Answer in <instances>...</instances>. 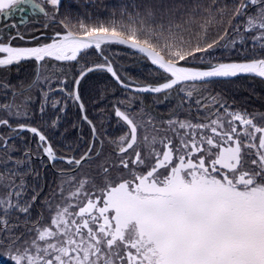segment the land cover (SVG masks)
<instances>
[{
    "label": "snow or ice",
    "instance_id": "1",
    "mask_svg": "<svg viewBox=\"0 0 264 264\" xmlns=\"http://www.w3.org/2000/svg\"><path fill=\"white\" fill-rule=\"evenodd\" d=\"M63 3L0 0V16L18 13L27 24L29 13H39L43 28L54 29L33 36L34 46H14L25 36L13 23L7 29L16 35L0 41V69L33 64L26 84L0 81L12 96L0 103V128L11 130L0 135V163L13 166L0 174V257L10 264H264V113L233 109L208 90L242 76L264 82V0H140L118 16L75 22ZM113 45L153 66L155 82L122 78L104 54ZM221 49L227 57L215 54ZM116 90L127 97L107 103ZM141 94L176 103L157 119ZM70 107L78 135L69 142L65 127L58 149L53 137ZM113 120L119 135L107 131ZM22 132L36 150L14 158L20 150L9 141ZM33 155L46 157L58 176L35 218L44 188L27 182L40 177Z\"/></svg>",
    "mask_w": 264,
    "mask_h": 264
},
{
    "label": "trees",
    "instance_id": "2",
    "mask_svg": "<svg viewBox=\"0 0 264 264\" xmlns=\"http://www.w3.org/2000/svg\"><path fill=\"white\" fill-rule=\"evenodd\" d=\"M140 0H64L63 6L61 8V12H65L69 15L70 19L75 22L79 18L92 20L95 19H107L113 12H116L117 16L122 8L127 7L128 11H132L130 5L134 3H139ZM13 20L0 21V29H6L9 24H17L19 25L18 30L20 32H34L36 30H44L48 33H51L54 29L48 28L44 29L43 25L46 23L45 19L39 13H29L28 14V23L20 24V16L19 14L13 15ZM58 30V29H55ZM11 31H17V29H12ZM249 50L251 49V41L248 44ZM90 56L88 57L90 60L98 59V55L94 50H90ZM109 56V58L113 61L114 67L118 71V73L122 76V78L128 79L130 78L132 81L139 83H154L155 80L153 76L150 74L152 71V67L148 62L142 60L139 55L136 53L129 51L127 49L112 46L107 49L104 53ZM217 56L227 57V53L224 50H218L215 53ZM231 59L236 60L239 59L236 51H233L231 55ZM106 79H110L109 77H105ZM20 79V78H19ZM22 80H16L17 86H19ZM69 87H71V77H69ZM24 82V81H23ZM91 86V81L83 82L81 85V92L87 101L90 95L89 88ZM208 90L215 93H221L224 99L228 101V104L231 108L247 111L248 113H264V82L257 78L250 77H241L236 78L229 81H216L210 85H208ZM207 94V93H205ZM127 93L122 92L120 90H116L114 93L109 94V99L107 103L112 104L115 103L117 99H124L127 97ZM141 98L144 101L145 111H150L157 119H166L168 118V114L175 105V100H168L163 103H155L154 95L149 94H141ZM162 99V97H159ZM141 107L140 99H137L132 107L133 112H139ZM193 118H195V108L192 109ZM186 115L185 111L180 112V117L184 118ZM76 118V109L75 107H70L67 112V118L62 122L63 126L59 129V132L53 137L56 146L59 149V141H60V132L64 131V128H69L68 140L69 142L74 141L78 135V132L75 133L74 129H71V122H73ZM146 119V117H144ZM113 127H108L107 131L110 135H119L120 130L115 128V121H112ZM87 139L88 137V129L85 126L82 133ZM48 135H51V131L48 130ZM16 145L15 148L20 151L11 152V155L14 158H20L22 156V151L25 147L17 145V139L14 140ZM11 147V146H10ZM62 151V149H61ZM35 153V150H33ZM0 157H4V150L0 149ZM47 160L43 158V160L36 158L35 155L32 157L31 167L35 169L36 172L40 173L39 178H34L29 175L27 177V182L29 185L36 183L37 185H43L44 191L41 193L36 206L32 210L33 218L36 217L38 211H40V201L43 200L44 196L48 194L50 188L55 187V182L58 181V176L56 174L55 169L51 166H46ZM64 167L63 164L57 163V168ZM13 168L11 164L6 168L3 163H0V174H7ZM87 171V170H86ZM48 213L45 212V216ZM23 231V229H20ZM6 260L0 259V264H10Z\"/></svg>",
    "mask_w": 264,
    "mask_h": 264
},
{
    "label": "flooded vegetation",
    "instance_id": "3",
    "mask_svg": "<svg viewBox=\"0 0 264 264\" xmlns=\"http://www.w3.org/2000/svg\"><path fill=\"white\" fill-rule=\"evenodd\" d=\"M17 31H8V29H0V41L7 42V38L9 36H15ZM41 32H45L44 30H36L34 32L30 31L28 32H21L25 36V40H19L14 39L12 40V44L14 46H34L36 43L40 42L39 40H33L32 37L36 36L39 37ZM90 51V50H89ZM33 77V64L30 61L21 63L20 65H13L9 66L7 69H0V81H6L11 83L12 85H17L16 80H22L26 84L28 81H30ZM20 78V79H19ZM54 87L56 85H53ZM36 96V104L33 106L35 108H38L39 104V95L38 93H35ZM23 97H19L17 99V102H20ZM12 100L11 94L5 95L4 89L0 88V103L8 102ZM4 113L0 111V116H3ZM15 126V121H10ZM33 123V126H39L40 120H39V114L37 112L36 116L31 121ZM10 129L8 128H0V135H3L7 137L10 133ZM74 132L77 133L78 131L74 129ZM48 135V130L45 133ZM20 137H23L21 139ZM20 137H15L14 139L9 141V146L16 145L15 139H17L18 143L17 145L22 147H31L33 150H36L35 142L33 141V138L31 137L30 133L22 132L20 134ZM0 149H3L0 147ZM47 160L46 157H43Z\"/></svg>",
    "mask_w": 264,
    "mask_h": 264
},
{
    "label": "rangeland",
    "instance_id": "4",
    "mask_svg": "<svg viewBox=\"0 0 264 264\" xmlns=\"http://www.w3.org/2000/svg\"><path fill=\"white\" fill-rule=\"evenodd\" d=\"M12 18H13V16H12V17H8V18L3 17V16H0V21H2V20L10 21V20H13ZM5 258H6V257H0V259H2V260H6ZM7 261H8V260H7ZM8 262H9V261H8ZM9 263H10V262H9Z\"/></svg>",
    "mask_w": 264,
    "mask_h": 264
},
{
    "label": "water",
    "instance_id": "5",
    "mask_svg": "<svg viewBox=\"0 0 264 264\" xmlns=\"http://www.w3.org/2000/svg\"><path fill=\"white\" fill-rule=\"evenodd\" d=\"M113 46H116V45H113ZM118 47H121V48L127 49V48H125L124 46H118ZM127 50L134 52L133 50H130V49H127ZM137 55H139V54H137ZM22 63H24V62H22ZM242 77H245V76H242ZM238 78H241V77H238ZM235 79H236V78H235ZM257 79H258V78H257ZM232 80H233V79H232ZM149 95H153V94H149Z\"/></svg>",
    "mask_w": 264,
    "mask_h": 264
}]
</instances>
